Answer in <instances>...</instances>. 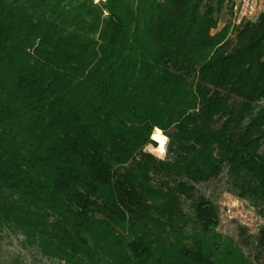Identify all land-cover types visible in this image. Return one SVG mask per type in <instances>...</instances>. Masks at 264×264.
<instances>
[{
    "label": "trees",
    "instance_id": "1",
    "mask_svg": "<svg viewBox=\"0 0 264 264\" xmlns=\"http://www.w3.org/2000/svg\"><path fill=\"white\" fill-rule=\"evenodd\" d=\"M233 8L0 0V228L57 264H264L195 196L226 170L264 217V13Z\"/></svg>",
    "mask_w": 264,
    "mask_h": 264
},
{
    "label": "rangeland",
    "instance_id": "2",
    "mask_svg": "<svg viewBox=\"0 0 264 264\" xmlns=\"http://www.w3.org/2000/svg\"><path fill=\"white\" fill-rule=\"evenodd\" d=\"M93 1L94 3H103L106 0ZM233 4V18H230L225 12L220 14L218 30L229 19L233 24H238L241 21L253 20L259 14L264 13V0H233ZM153 142L156 144L153 147H158L157 143ZM146 152L150 153L149 151ZM153 156L159 159L157 156ZM195 196L205 197L214 205L218 216L217 233L240 245L244 253L248 257H252L253 248L250 245H252L261 227L264 226V217H262L259 208L254 207L249 200L240 199L232 193L226 170L217 180L198 185ZM183 204L185 211L190 212L189 202ZM0 264L57 263L42 257L36 250L27 248L23 237L20 235L7 228H0Z\"/></svg>",
    "mask_w": 264,
    "mask_h": 264
},
{
    "label": "clouds",
    "instance_id": "3",
    "mask_svg": "<svg viewBox=\"0 0 264 264\" xmlns=\"http://www.w3.org/2000/svg\"><path fill=\"white\" fill-rule=\"evenodd\" d=\"M150 139L155 141L158 147H153L151 144H149L145 150L157 156L159 159H164L169 138L163 135V132L160 128H155Z\"/></svg>",
    "mask_w": 264,
    "mask_h": 264
},
{
    "label": "built area",
    "instance_id": "4",
    "mask_svg": "<svg viewBox=\"0 0 264 264\" xmlns=\"http://www.w3.org/2000/svg\"><path fill=\"white\" fill-rule=\"evenodd\" d=\"M235 10H236V8H235ZM251 15H252V13H251Z\"/></svg>",
    "mask_w": 264,
    "mask_h": 264
}]
</instances>
